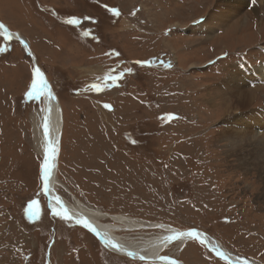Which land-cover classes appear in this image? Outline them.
Returning <instances> with one entry per match:
<instances>
[{"label": "rangeland", "instance_id": "374dc122", "mask_svg": "<svg viewBox=\"0 0 264 264\" xmlns=\"http://www.w3.org/2000/svg\"><path fill=\"white\" fill-rule=\"evenodd\" d=\"M221 1L0 0V21L28 42L60 104L64 200L201 230L264 264V175L227 157L215 142L224 107L203 100L231 65L264 63V0L239 32L202 30ZM22 48L0 34V264H154L115 256L50 212L29 121L40 97L27 95L35 70ZM177 256L227 264L196 241Z\"/></svg>", "mask_w": 264, "mask_h": 264}, {"label": "bare ground", "instance_id": "6f19581e", "mask_svg": "<svg viewBox=\"0 0 264 264\" xmlns=\"http://www.w3.org/2000/svg\"><path fill=\"white\" fill-rule=\"evenodd\" d=\"M256 11L252 0H225V2L222 0L208 13L202 30L222 31L227 35L239 32L246 27L249 17H256ZM0 34L6 35L13 42L20 44L23 42L30 51L28 42L1 21ZM168 63L170 62H166ZM44 78L48 88L39 93L40 101L37 104L40 106L35 107L29 115V121L32 146L43 162L44 157L48 155L49 147L56 149L55 156L49 161L51 167L48 181L44 180V170L41 177L42 186L46 188L44 195L49 200L50 212L53 213L52 209L56 208L59 214L53 213L54 215L64 217L87 231L101 243L104 249L121 258L154 264H185L177 255L183 253L189 244L196 241L227 264H258L233 254L219 241L201 230H182L171 225L147 222L124 215L105 214L99 209L84 205L73 196H71L72 203L64 200L56 190L57 186L65 189L57 179L63 135L62 112L45 74ZM222 83H224L222 91H219V88L212 89L203 99L209 109L216 106L224 107L222 130L217 133L215 142L223 143L224 153L229 158L235 157L238 166L247 169L252 166L260 175H264V106L253 107L259 96L262 95L264 101V63L253 67L245 60L239 61L230 66L227 78ZM46 126L47 132H45ZM262 180L264 182V177ZM64 212H67V216L63 215ZM188 233L197 235L193 237Z\"/></svg>", "mask_w": 264, "mask_h": 264}, {"label": "snow or ice", "instance_id": "6c2138e0", "mask_svg": "<svg viewBox=\"0 0 264 264\" xmlns=\"http://www.w3.org/2000/svg\"><path fill=\"white\" fill-rule=\"evenodd\" d=\"M112 11L115 12V9H113ZM67 23H68V24H77L78 21H76V20H69V21H67ZM34 75H35V79L32 81V84H31V91H29V92L27 93V95H28L30 98H33L35 95L39 94V93L42 92L44 89L48 88L47 81L45 80L44 75H43V73L40 71L39 68H37V69L35 70ZM92 87L95 88V89H97V91L100 90V86H99V85H95V84H94V85H92ZM49 96H51V93H49ZM105 107L107 108V107H109V106H108V105H105ZM45 132H47V126L45 127ZM55 154H56V149H55L54 147H51V146H50L49 149H48V155H46V156L44 157V169H43V170H44V180H45V182H47L48 179H49V175H48V174H49V170H50V167H51L49 161L52 159V157L55 156ZM34 204H35V201H33V205H30V206H29V212H30V213L32 212V207L34 206ZM52 211H53V213H55V214H59V213H57L56 208H53ZM63 215H64V216H67V212H64ZM85 223H86V222H85ZM86 226H88L87 223H86ZM188 235L194 237V236H196L197 234H196V233H188Z\"/></svg>", "mask_w": 264, "mask_h": 264}, {"label": "water", "instance_id": "95a60500", "mask_svg": "<svg viewBox=\"0 0 264 264\" xmlns=\"http://www.w3.org/2000/svg\"><path fill=\"white\" fill-rule=\"evenodd\" d=\"M21 46H23V48H24V50H25V52L29 55L30 54V51L28 50V47L27 46H24V43L22 42L21 44H20ZM30 57H31V59L33 58L31 55H29ZM33 68H34V70H36L37 68H39L38 66H36V64L34 63V60H33ZM40 69V68H39ZM40 71H41V69H40ZM42 72V71H41ZM44 75V74H43ZM58 144H59V140H58ZM59 149V148H58ZM45 187H43V191H45Z\"/></svg>", "mask_w": 264, "mask_h": 264}]
</instances>
